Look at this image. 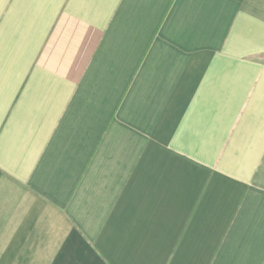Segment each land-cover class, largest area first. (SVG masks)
Segmentation results:
<instances>
[{
	"label": "crops",
	"instance_id": "obj_1",
	"mask_svg": "<svg viewBox=\"0 0 264 264\" xmlns=\"http://www.w3.org/2000/svg\"><path fill=\"white\" fill-rule=\"evenodd\" d=\"M0 264H264V0H0Z\"/></svg>",
	"mask_w": 264,
	"mask_h": 264
}]
</instances>
